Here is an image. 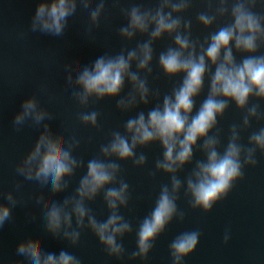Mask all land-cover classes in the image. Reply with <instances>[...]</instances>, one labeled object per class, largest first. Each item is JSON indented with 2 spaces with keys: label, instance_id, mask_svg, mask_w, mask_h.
Masks as SVG:
<instances>
[{
  "label": "clouds",
  "instance_id": "1",
  "mask_svg": "<svg viewBox=\"0 0 264 264\" xmlns=\"http://www.w3.org/2000/svg\"><path fill=\"white\" fill-rule=\"evenodd\" d=\"M84 18L98 23L105 12L106 0H98L88 9L87 0H80ZM114 5L119 0H112ZM194 0H153L145 5L142 0H130L121 9L126 23L119 28L122 41L135 42L134 47L121 49L114 55L101 56L91 66L84 67L76 76L78 93L75 99L87 106L90 99H115L121 113H133L124 122L123 130L111 133L97 155L86 164L73 153L79 141L73 137L60 145L47 124L21 164L17 174L36 182L41 197L56 195L69 187L74 174L84 169L73 194L62 203L52 202L41 209L43 227L53 238L62 236L75 248L82 231H90L106 250L109 257L124 255L123 238L132 226L121 215L128 206L129 185L121 179V163L131 161L143 168L146 156L142 149L158 144L161 157L155 169L170 177V186L161 187L149 215L136 231V249L131 261L147 259L155 240L174 218L182 219L177 210V194L182 183L178 172L193 161L194 150L204 159L197 160L184 181L185 195L191 206L209 212L213 205L225 198L233 184L241 179L245 165L256 164V153H264V127L248 136V147L241 145L240 134L250 121L264 120V0H204V10L195 16V23L206 35L194 37L192 19L187 15ZM77 6V0H49L38 4L33 18V29L59 35L66 19ZM144 37L137 40V37ZM168 38L169 45L156 55L154 45ZM169 80H178L163 94L150 89L148 80L152 65ZM129 91L122 95L125 87ZM207 88L206 95L201 98ZM71 89L69 96L71 97ZM151 100L155 103L148 107ZM229 105L243 113L240 124H233L226 147L218 151L220 134L218 120ZM143 106L144 110H140ZM22 111L15 123L30 120L40 126L49 113L36 98L22 102ZM84 126L96 128V111H84L79 116ZM3 195L8 205L0 203V227L9 219L16 200L11 192ZM103 198L108 215L98 219L89 204ZM73 223L75 227H73ZM225 235V241H227ZM199 232L180 233L170 244L172 264H182L198 246ZM23 257L19 264H81L69 251L59 254L36 249L31 239L16 246Z\"/></svg>",
  "mask_w": 264,
  "mask_h": 264
},
{
  "label": "water",
  "instance_id": "2",
  "mask_svg": "<svg viewBox=\"0 0 264 264\" xmlns=\"http://www.w3.org/2000/svg\"><path fill=\"white\" fill-rule=\"evenodd\" d=\"M43 2L49 0H0V194L11 192L16 200L14 206L9 205V219L0 227V264H19L23 257L17 255L16 246L26 239H31L36 249L46 252L69 251L80 259L81 264H172L171 242L180 233L190 231L199 232L198 246L182 264H264V153L259 151L256 164L245 165L241 179L233 184L227 196L205 213L193 208L190 197L185 195L186 177L191 174L196 161L204 159L198 149L194 150L192 163L177 174L182 183L177 194V210L182 219H173L155 240L144 261L130 260L136 249L137 228L150 214L161 187L170 186V177L155 169V161L161 157L158 144L140 150L146 156L143 168L134 167L131 161L120 165V178L129 185L128 206L121 209V215L132 226L131 233L122 240L125 252L120 259L109 257L90 231L81 232L75 248L70 247L62 236L53 238L46 232L40 210L47 209L54 201L62 203L72 195L84 169L74 174L65 191L41 197L36 182L25 180L17 174L16 168L44 130V124L60 145L75 137L79 147L73 154L85 164L98 154L100 146L107 143L113 131L123 130L124 122L135 112H119L115 99L92 98L87 106H81L75 99L79 91L75 81L78 73L97 58L134 47L136 41H122L118 34L120 26L126 23L121 9L127 8L130 0H119L118 6L112 0H106L105 12L96 24H92L90 18H84L82 5L77 0L75 12L66 19L59 35L32 27L36 7ZM142 2L149 5L153 0ZM97 3L98 0H87L88 9ZM203 10L204 0H194L187 14L193 21V36L201 39L207 33L195 23V16ZM143 39L137 37V40ZM169 43L168 38L157 42L154 45L156 55ZM260 51L264 52V48ZM176 83L178 80L163 76L154 59L149 88L163 94ZM128 91L126 86L122 95ZM206 92L207 88L200 99ZM29 98H36L50 115L38 127L30 120L15 123L16 115L22 111V102ZM154 103L151 100L148 107ZM260 107L264 111V103ZM140 110H144L143 106ZM84 111L97 112L96 128L80 123L79 116ZM242 116L243 113L229 105L223 118L218 120L214 130L220 134L218 151L222 152L226 147L231 126L240 124ZM260 127H264V120L250 121L249 128L240 134L243 147H248V136ZM0 203L8 205L3 195H0ZM88 206L98 219H106L108 210L102 195Z\"/></svg>",
  "mask_w": 264,
  "mask_h": 264
}]
</instances>
